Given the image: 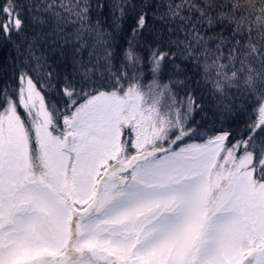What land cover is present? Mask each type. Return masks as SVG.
I'll return each mask as SVG.
<instances>
[{
    "label": "snow or ice",
    "instance_id": "obj_1",
    "mask_svg": "<svg viewBox=\"0 0 264 264\" xmlns=\"http://www.w3.org/2000/svg\"><path fill=\"white\" fill-rule=\"evenodd\" d=\"M92 7L48 0L47 15L33 22L50 31L25 37L29 51L49 37L71 44L79 84L66 77L59 99H49L46 84L22 71L16 87L0 88V264H264V0H168L159 17L174 25L171 43L184 60L206 80L216 70L214 92L243 76L258 97L256 120L231 144L229 131L193 140L200 133L189 124L202 106L157 79L176 52L151 49L145 86L143 57L129 40L111 72L112 33ZM125 7L113 0L114 25ZM225 22L230 38L213 34ZM134 23L133 37L147 13ZM23 29L15 0H3L0 35ZM183 71L173 66L174 75ZM221 115H233L228 104Z\"/></svg>",
    "mask_w": 264,
    "mask_h": 264
},
{
    "label": "trees",
    "instance_id": "obj_2",
    "mask_svg": "<svg viewBox=\"0 0 264 264\" xmlns=\"http://www.w3.org/2000/svg\"><path fill=\"white\" fill-rule=\"evenodd\" d=\"M2 2L3 0H0V3ZM47 2L48 0H15L24 20V29L20 33L14 32L10 39H4L0 35V88L5 85L16 87V78L22 71L34 78L38 88L42 83L46 84L44 94L49 99H59L58 81L63 82L64 78L67 77L79 84L81 77L73 66L75 52L71 44L64 45L62 42H55L53 38L49 37L37 40L33 44L32 50H28L26 36L31 37L37 33L44 34L50 31L48 27L33 22L34 17L39 19L47 15L43 11ZM101 2L105 4L103 10L96 7V4ZM118 2L126 5V7L124 8V19L119 22V26H116L113 24L111 9L113 0H91L93 7L90 15L92 19L101 20L105 28L112 33L111 72L119 73L123 62V52L128 47L129 40H133L137 45L136 51L143 57L144 75L142 83L145 86L152 80L148 63L151 49L159 47L161 51L170 54L176 52L175 60L168 59L163 62L157 79L160 84L169 83L178 100L185 99L187 94L191 92L196 104L202 106L196 109L189 124V127L199 129L200 135L193 137V140L202 142L219 131L231 133L230 144L239 139L245 126L256 120L259 108L258 97L248 95L247 89L243 86L244 77L241 76L234 86L226 87L223 94L214 92L210 80L216 78V70L214 68L209 69V79L206 80L203 68L184 60L179 54L180 50L171 43L177 38L176 34L169 32V28L174 27V25H170L166 20L159 18L161 13L165 11L164 5L167 4L168 0H118ZM142 11L147 13L146 27L133 37L134 21L137 14ZM245 25H247V21ZM220 32H223L225 37L230 38L231 28L228 27L227 22L213 30V34ZM252 38L253 42L258 45L262 42L259 29L254 28ZM210 46L214 47V45ZM224 53L227 56L228 48L224 49ZM100 54H103L102 49H100ZM84 58L87 59V51L84 52ZM222 62L228 63L227 60ZM175 64H179L184 71L174 75L173 66ZM252 66L257 70L260 69L258 63H253ZM236 67H239L238 63ZM232 70L231 68L227 69L229 74ZM49 73H51L50 80H48ZM94 78L101 79L100 73H96ZM107 78L108 73H105L103 80H107ZM178 81H182V83ZM225 104H228L232 109L233 115L231 117L225 118L221 115Z\"/></svg>",
    "mask_w": 264,
    "mask_h": 264
},
{
    "label": "rangeland",
    "instance_id": "obj_3",
    "mask_svg": "<svg viewBox=\"0 0 264 264\" xmlns=\"http://www.w3.org/2000/svg\"><path fill=\"white\" fill-rule=\"evenodd\" d=\"M19 111H20V113L23 115V109H22V108H20V109H19Z\"/></svg>",
    "mask_w": 264,
    "mask_h": 264
}]
</instances>
